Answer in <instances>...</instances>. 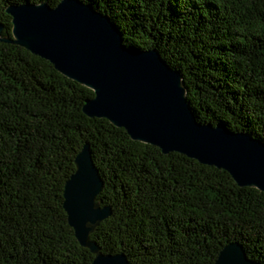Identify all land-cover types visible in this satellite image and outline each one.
<instances>
[{
	"label": "trees",
	"instance_id": "1",
	"mask_svg": "<svg viewBox=\"0 0 264 264\" xmlns=\"http://www.w3.org/2000/svg\"><path fill=\"white\" fill-rule=\"evenodd\" d=\"M0 0L11 34V4ZM108 14L127 45L157 48L182 71L199 120L264 141V0H83ZM93 90L49 60L0 41V264H91L64 208L84 143L112 214L90 235L130 264H215L239 241L264 264V192L223 168L133 140L83 111Z\"/></svg>",
	"mask_w": 264,
	"mask_h": 264
},
{
	"label": "water",
	"instance_id": "2",
	"mask_svg": "<svg viewBox=\"0 0 264 264\" xmlns=\"http://www.w3.org/2000/svg\"><path fill=\"white\" fill-rule=\"evenodd\" d=\"M11 34L0 41L20 45L50 62L64 75L94 92L83 111L126 129L133 140L179 152L203 164L227 170L240 186L264 192V141L246 130L199 120L188 99L182 71L172 67L157 48L127 45L111 17L83 0L11 4ZM76 170L64 188V208L83 246L95 255L91 264H130L124 252L104 253L90 240L112 214L97 197L103 178L91 145L75 158ZM215 264H263L251 258L239 241L226 244Z\"/></svg>",
	"mask_w": 264,
	"mask_h": 264
}]
</instances>
